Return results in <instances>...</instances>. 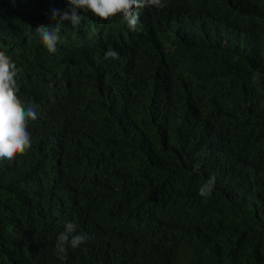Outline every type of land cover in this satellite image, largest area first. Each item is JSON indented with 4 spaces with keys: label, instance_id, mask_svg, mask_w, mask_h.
Masks as SVG:
<instances>
[{
    "label": "trees",
    "instance_id": "trees-1",
    "mask_svg": "<svg viewBox=\"0 0 264 264\" xmlns=\"http://www.w3.org/2000/svg\"><path fill=\"white\" fill-rule=\"evenodd\" d=\"M191 1L49 53L36 24L68 0H0V51L49 114L0 165V264H264V0ZM69 221L89 239L60 260Z\"/></svg>",
    "mask_w": 264,
    "mask_h": 264
},
{
    "label": "clouds",
    "instance_id": "clouds-1",
    "mask_svg": "<svg viewBox=\"0 0 264 264\" xmlns=\"http://www.w3.org/2000/svg\"><path fill=\"white\" fill-rule=\"evenodd\" d=\"M186 2L194 6L191 0ZM70 7L65 11L52 7L45 11L36 24V34L49 53H55L63 38H71L79 28L98 30L109 21L118 20L130 31L138 29L145 14L152 8L163 9L167 0H68ZM64 51L69 53L66 48ZM106 58L119 59V53L111 50ZM79 71L87 84H92L98 75V68L78 65ZM19 70L16 63L4 51H0V165L11 162L17 155L26 154L32 147L33 132H29V122L49 115L40 114V108L30 97L22 94L19 83ZM56 91V85L53 83ZM55 94V93H54ZM58 113L60 100L54 97L52 102H43ZM199 165L196 166L198 170ZM215 177H209L199 187V195L209 198L215 189ZM89 239L87 233L77 231V225L66 222L64 231L59 233L55 242L56 255L65 259L69 249L81 247ZM69 247V248H68Z\"/></svg>",
    "mask_w": 264,
    "mask_h": 264
},
{
    "label": "bare ground",
    "instance_id": "bare-ground-1",
    "mask_svg": "<svg viewBox=\"0 0 264 264\" xmlns=\"http://www.w3.org/2000/svg\"><path fill=\"white\" fill-rule=\"evenodd\" d=\"M101 31V30H100ZM96 47V46H95ZM100 47V46H99ZM101 48V47H100ZM98 89V88H97ZM89 146H90V143L88 144ZM167 187H169V186H167ZM165 188V187H164Z\"/></svg>",
    "mask_w": 264,
    "mask_h": 264
}]
</instances>
